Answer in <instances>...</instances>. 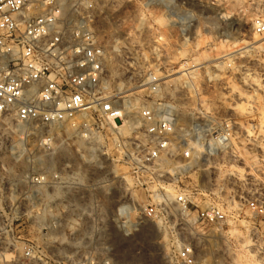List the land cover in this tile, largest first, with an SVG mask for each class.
<instances>
[{
	"label": "built area",
	"instance_id": "obj_1",
	"mask_svg": "<svg viewBox=\"0 0 264 264\" xmlns=\"http://www.w3.org/2000/svg\"><path fill=\"white\" fill-rule=\"evenodd\" d=\"M149 1L182 32L191 2L202 11L236 10L233 0ZM237 8L250 15L251 33L264 38V0H241ZM96 10L93 0H0V155L1 140L7 138L6 142L16 143L13 152L6 151L13 161L21 166L26 159L29 165L21 184L12 188L0 161V222L5 207L43 203V194L37 193L46 185L55 211L88 200L96 206H113L108 220L122 225L126 235L136 230L132 215L167 231L177 225V214H188L194 206L193 188L180 179L192 169L195 142L201 144L199 154L206 159L232 144L235 131L229 117L207 112L181 125L168 102L155 97L161 89L155 70L161 68L162 57L145 58L140 65L138 55L125 54V82L118 87L107 69V45L95 30ZM137 87L150 105H132ZM15 122L23 126L15 128ZM72 138L94 143L91 161L70 145ZM32 146L41 148L50 160L57 157L49 173L30 169L36 154L43 155ZM63 147L72 148L81 162L62 159ZM117 181L123 185V196L117 195L122 189ZM138 191L144 196L138 198ZM245 205L244 211L238 207L226 212L210 201L195 209L197 221L208 225L222 228L240 218L246 223L245 236L234 239L228 231L227 264L229 255L245 259L249 252L258 264L264 261V196L254 193ZM59 227L57 221L50 226L53 231ZM89 228L85 235L101 234ZM3 238L0 224V264H98L93 256L57 257L30 239L22 241L19 255L15 236L8 243ZM102 250L110 252L108 247ZM197 256L189 242L172 244L174 264H200ZM104 264L112 261L105 259Z\"/></svg>",
	"mask_w": 264,
	"mask_h": 264
},
{
	"label": "rangeland",
	"instance_id": "obj_2",
	"mask_svg": "<svg viewBox=\"0 0 264 264\" xmlns=\"http://www.w3.org/2000/svg\"><path fill=\"white\" fill-rule=\"evenodd\" d=\"M93 1L97 9L94 24L101 38L108 48L115 42L120 46L117 54L111 51L117 59L114 65L118 66L121 75L124 71L122 58L125 54L130 55V52L139 56L140 65L145 58L162 57L161 68L155 70L158 77L159 71L171 74L191 66L198 68L194 78H189L186 70L169 77L185 76L175 85H169L172 91L160 89L155 97L175 106L181 125H188L201 113L215 112L229 117L235 131L232 144L226 151L209 159L199 154L201 147L200 151L193 150L191 160L195 158L198 164L194 163L192 169L182 175L180 182L193 188L194 206L188 214L176 215L177 225L174 228L166 231L152 221L132 215L136 230L126 235L122 225L108 220L114 213L113 206L88 204V209L102 217L92 220L87 212L75 206L61 205L55 211L49 200L41 195V204H19L5 207L1 212L4 220L0 224L5 243L12 240L11 236L14 235L18 240L16 251L19 255L22 253V241L30 239L65 259L80 260L93 256L98 264H104L105 259H110L112 264H174L170 258L172 244L185 241L194 246L200 264H227L225 249L228 231L238 230L241 236H245L246 223L240 218L235 223L224 224L222 228L208 225L197 221L195 209L215 201L226 212L238 207L244 211L247 207L245 201L252 194L264 196V155L259 147L262 144L260 138L264 135V44L260 46L259 43L264 38L251 33L250 15L243 14L237 8L241 0H233L236 10L230 13L202 11L197 3L191 2L190 11L185 15L184 32L149 0ZM111 31L110 36L108 33ZM117 37L118 40L114 41ZM223 39L235 44L226 49L221 46ZM249 43L255 47L246 56L236 55L232 60L226 59L229 55L220 57ZM217 47H222L220 51L223 52L218 53ZM112 53L110 55L113 56ZM109 58L107 69L114 77L111 64L115 61L110 63ZM244 66L248 75L244 73ZM244 76L254 83L252 87L245 84ZM141 89H135L139 90L136 93L138 101L143 106L150 105V99L144 97ZM252 141L257 142L256 146L250 145ZM32 147L48 157L41 148ZM10 160L14 162L11 157ZM32 167L41 173H49V168L34 165L30 169ZM201 179L205 181V187L201 186ZM120 186L122 189L117 195L123 196V185ZM194 188H198L197 191ZM137 193L138 198L144 196L142 191ZM45 201L48 203L45 204ZM123 215L127 222L131 221L129 215ZM53 221L60 224L57 231L50 228ZM91 224L101 232L100 235H85ZM232 235L234 239L240 238L237 234ZM105 247L110 252H104L102 249ZM229 257L228 264H258L250 254L245 259L241 255L237 257L231 254Z\"/></svg>",
	"mask_w": 264,
	"mask_h": 264
},
{
	"label": "bare ground",
	"instance_id": "obj_3",
	"mask_svg": "<svg viewBox=\"0 0 264 264\" xmlns=\"http://www.w3.org/2000/svg\"><path fill=\"white\" fill-rule=\"evenodd\" d=\"M104 24V23H103ZM95 30L97 31V29H96V27H95ZM97 33H98V35L100 36V33L97 31ZM110 36L112 35V31L111 32H109L108 33ZM118 40V37L117 38H115V40L114 41H117ZM222 41V40H221ZM223 44H221V46L222 47H226V49L228 48V47H233V45L235 44V42L234 41H230V40H226V39H223ZM119 43H123L124 44V42L123 41H119ZM262 44H264V41L261 43H259V45L261 46ZM111 46V48H108L107 47V51H108V49H110L109 51H108V55H109V57H111L112 55H110L111 53H112V51H116V52H113V53H116L117 54V51H120V46L118 45V42L116 43H114V44H111L110 45ZM222 47H217V49L219 50V52L218 53H221V52H223V51H220V50H223V49H221ZM255 46L254 45H252V43H249V44H247L246 46H243V47H241V48H239L238 50H234V51H230V52H226V53H224V54H222L220 57H224V56H228V57H226V59H229V60H232V59H234V57L236 56V55H239V57L240 56H246V55H248V52L250 53V51H252L253 50V48H254ZM257 47V46H256ZM111 49H112V51H111ZM240 50V51H239ZM111 51V52H110ZM235 51H239L237 54L235 53V54H231L232 52H235ZM112 53V54H113ZM146 56V55H145ZM109 60H110V63H112L113 61H115V62H113L112 64H111V70H112V74L114 75V77L116 78V85H118V87H122V85L124 84V82H125V79L124 78H122V75H121V72H120V70H119V68H118V66L116 67L115 65H114V63L116 64V62H117V59L115 58V54H113V56L111 57V58H109ZM119 61V60H118ZM114 65V66H113ZM122 65V64H121ZM216 65V64H215ZM182 66H184V65H182ZM192 67V66H191ZM191 67H188V68H184V69H180V70H176V71H174V72H172L171 74H162V73H160V71H159V73L158 74H160L159 75V78L161 79V82H160V87H162L161 88V90L160 91H162L163 89H165V90H170V91H172L171 89H170V87H169V85L170 84H172V85H175L183 76H184V74L183 75H177V76H174V77H172V78H169V77H171V76H173V75H175V74H177V73H179V72H182L183 70H186V73L185 74H187L188 75V77L189 78H194V76L196 75V71H197V69H195V68H191ZM243 69H244V73H245V75H248L247 73V68L244 66L243 67ZM207 73H209L208 72V70H207ZM211 73V72H210ZM210 75V74H209ZM185 77V76H184ZM187 77V76H186ZM243 78V77H242ZM208 79V78H207ZM244 81H245V84L247 85V86H249V87H252V85L254 84L252 81H250L248 78H247V76H244ZM191 80V79H190ZM181 81V80H180ZM160 96V95H159ZM132 105H134V106H139V105H141L142 103L141 102H139L137 99H133L132 101ZM168 107H169V109H170V111L174 114V115H176V108H175V106L174 105H172L171 103H167L166 104ZM161 107H162V105H161ZM158 108H160V107H158ZM176 118H177V120L179 121V117L176 115ZM185 125H186V123H185ZM261 125V124H260ZM21 126H23L22 125V123H20V122H15V128H19V127H21ZM264 129V128H263ZM262 133V132H261ZM7 134V133H6ZM67 134L69 135V136H71L72 135V131L69 129L68 131H67ZM8 136V135H7ZM180 136H181V134H180ZM5 138V137H4ZM7 139V138H6ZM5 139V140H6ZM251 139V138H250ZM249 139V140H250ZM4 139H2L1 140V149L3 150V153H2V155H0V161H2V163L4 164V166H5V168H6V170H7V172H6V174H7V177H8V180H9V183H10V185L12 186V188H14L15 187V185H20L21 184V181H22V177L24 176V173H25V169L26 168H28V163H27V160L25 159L23 162H22V165L21 166H19V165H17L15 162H10L11 160H10V157H11V155H7V154H5V152L6 151H10V152H13L14 150H15V142H13V141H9V142H6ZM247 140H248V137H247ZM252 140V139H251ZM250 140V141H251ZM195 141V140H194ZM260 141L262 142V144H260V149H261V151H262V155H264V144H263V141H264V135H262L261 136V138H260ZM260 142V143H261ZM256 143L257 142H250V145H253V146H256ZM70 145H74L75 146V148L77 149V150H79L81 153H83V157H84V160L86 161H91L92 160V156H93V149H94V143L93 142H90V141H85V140H81V139H79V138H72V141L70 142ZM252 146V147H253ZM194 147H195V151H200V147L201 146H199V144H198V142H195V145H194ZM24 150V152L26 151V149L24 148L23 149ZM75 152H74V150L72 149V148H65V147H63V148H61L60 149V155H62V159H64L65 161L66 160H70L71 162H75L74 164H79L81 161H80V158L78 157H76V155L74 154ZM26 156V155H25ZM36 156H38L37 157V159H35L34 160V165L35 166H41V167H46V168H53V167H56V165H57V161H58V159H57V157H55L53 160H50L48 157H45V156H43V155H39V154H36ZM26 158V157H25ZM8 159L10 160V161H8ZM83 159V158H82ZM196 164L197 163V161H196V159L194 158L193 160H191V161H189V165L190 166H193V164ZM198 164V163H197ZM85 167H87V168H89V165H87V166H85ZM200 184H201V186H203V187H205V181L203 180V179H201L200 180ZM43 194L44 196H45V199H47V201L49 200V198H50V196H51V190L49 189V188H47L46 187V185H41L39 188H38V193L37 194ZM48 202H46L45 201V204H47ZM89 204V201L88 200H85V201H83V200H77L76 201V203H75V207H78L80 210H82V211H84V212H87L88 213V215H90V217L92 218V220H98V219H102V217H99V216H97L93 211H92V209L90 210V209H88V207H87V205ZM47 206H49V204L47 205ZM89 206V205H88ZM90 207V206H89ZM74 210H76V209H74ZM99 210V209H98ZM81 211V212H82ZM180 216H184V215H181L180 214ZM132 221V220H131ZM130 221V222H131ZM129 222V223H130ZM179 224V223H178ZM180 224H184L183 222H180ZM90 226H92V228L94 229V227H93V224H91ZM180 226V225H179ZM220 228V227H219ZM218 228V229H219ZM95 231L97 230V229H94ZM220 230V229H219ZM220 232V231H219ZM232 233H234V234H237V236H240L241 237V233L240 232H238V230H232L231 231ZM220 235H222L221 233H220ZM249 254H250V256H252V258L254 259V255L252 254V252H249ZM263 264H264V261H263Z\"/></svg>",
	"mask_w": 264,
	"mask_h": 264
}]
</instances>
